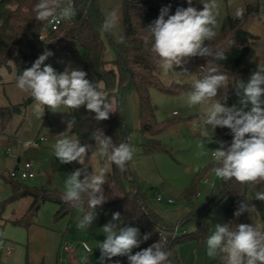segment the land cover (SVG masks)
<instances>
[{
    "label": "trees",
    "instance_id": "1",
    "mask_svg": "<svg viewBox=\"0 0 264 264\" xmlns=\"http://www.w3.org/2000/svg\"><path fill=\"white\" fill-rule=\"evenodd\" d=\"M158 1L154 3L153 0H122L124 41L116 43L108 32L102 30L101 26L105 17L96 0H72L76 12L73 23L64 21L56 31H50L49 20L35 19L34 6L38 0H0V83L3 78L2 69L11 72L14 67L16 77L23 70L31 67L45 49L54 53L45 63L50 64L57 72L64 71L68 56L78 57L83 49L85 58L82 70L87 73V79L100 85L106 99L113 104L115 113L110 114L109 119L99 122L94 119L95 113L88 112L84 107L78 110L69 109L67 119L74 116L76 120L71 134L79 139L81 144L92 145L90 153L98 150L95 141L91 139L93 132L98 129L110 137L114 145L128 143L124 118L120 114L119 94L120 90L123 95L125 91L134 88L141 108L140 132L149 134L143 137L140 146L147 153L166 151L167 149L153 138L154 133L163 131L168 125L156 120L150 90L158 87L165 92L182 93L190 87L177 84L172 89H165L161 86V63L151 51L150 44L145 43L144 37L147 35L146 27L158 18L162 8L170 7L169 15H173L178 7L186 8L189 5L187 0ZM192 6L198 10L203 8V4L196 5L193 2ZM260 13L259 1L247 3L243 18L237 19L228 13L216 37L206 41L215 51L225 53V60L195 57L187 59L181 66H174V68L192 70L201 78L208 74L210 68H216L218 72L228 76L229 84L242 78L249 80L251 74L261 66L257 61L247 63L253 51L251 42L259 38L248 29V24L253 17H259ZM44 32L48 34L47 40L41 42L38 37ZM105 35L116 51V57L111 61L105 57L107 49ZM31 45L35 47L30 51L24 50L26 46ZM15 77L13 83H15ZM230 92H233V89ZM32 102V97L28 96L20 103L0 106V136L7 133L13 118L23 114ZM23 124L24 121L21 120L17 131ZM218 133L222 135L226 145H230L232 141L230 129L218 127ZM66 166L72 171L81 167L77 162L66 164ZM213 167L212 163L208 169ZM208 169L196 174L192 186L185 193L187 199L194 197L196 184ZM1 176L12 188V194L5 201L6 203L15 202L27 196L33 197L26 212L21 217L11 220L14 225L29 226L34 222L42 204L48 200L58 204V218L70 214L75 208L64 202L63 192L29 186L19 179ZM126 181L132 184L131 189L126 188ZM250 189H253L255 194L264 192V182L242 185L235 180L229 182L220 180L212 188L206 201L185 214L177 224L170 225L148 204L149 197L136 185L130 165H127L126 170L121 171L112 164V171L106 175L104 185V196L107 201L98 207L119 212L124 225L139 228L142 236L150 233V239L144 242L147 247L158 240L166 241L164 251L168 254V259L164 264H182L178 247L188 241H197L198 248L202 249L210 235V229L205 226L204 219L226 198L234 196L228 221L231 222L238 202L246 200ZM84 200L85 203L81 207L86 214L92 209L87 204V197H84ZM260 202L263 206L261 220L262 230H264V201ZM240 223L251 224L248 212L242 214ZM177 225L186 232L174 237L172 232ZM139 250L141 249H136V251ZM119 264L127 263L119 262ZM219 264H224L221 257Z\"/></svg>",
    "mask_w": 264,
    "mask_h": 264
},
{
    "label": "clouds",
    "instance_id": "2",
    "mask_svg": "<svg viewBox=\"0 0 264 264\" xmlns=\"http://www.w3.org/2000/svg\"><path fill=\"white\" fill-rule=\"evenodd\" d=\"M187 3L188 7H178L173 15H169V7L162 8L158 18L146 27L145 43L150 44L165 72L181 66L189 58L226 59L225 53L215 51L206 43L217 35L220 15L217 0H206L202 10L193 7L192 0ZM34 11L36 20L55 23L70 21L76 15L72 0L66 3L65 0H38ZM243 15L244 8L236 7L235 18H243ZM119 22V8H113L105 17L102 30L110 33ZM40 39L43 41V37ZM123 40L124 37L120 36L119 42ZM53 55L52 51L45 49L31 67L15 77L16 86L32 97L34 112L39 115L46 108L56 113L62 106L73 110L84 107L95 113L96 121L109 119L110 114L115 113L113 104L106 99L100 85L87 79V73L79 68L67 66L63 72H57L45 63ZM183 73L187 74V71ZM228 86V76L210 68L207 75L192 80L191 90L185 94L186 104L193 107L211 101V106L202 114L204 126L206 129L211 126L213 132L217 127L231 131L230 145L220 141L219 147L211 150L215 177L224 182L235 180L242 185L264 182V67H257L246 84L240 82L235 86L238 106H227ZM220 89H224L225 94L217 99ZM64 122L67 127L53 145L54 156L61 164L77 162L81 167L67 176L62 198L65 203L80 207L87 197L92 211L84 214L77 224L78 228L87 229L96 218L95 209L107 201L104 196L105 173L112 164L121 171L126 170L133 161L135 149L126 142L114 145L113 140L98 129L91 139L105 158V165L99 172H89L86 157L93 146L81 144L71 134L76 123L74 116ZM197 127L193 124L194 130ZM254 199L264 201V192H257ZM254 208L248 200L239 201L234 217L250 213ZM120 220V213L115 212L112 220L102 228L106 238L97 242L100 264L114 257H127L128 264H164L168 259L164 251L166 241L158 240L133 254V249H139L151 234L141 236L137 227H121ZM206 254L209 258L221 257L224 264H264V230L254 224L233 226L232 222L218 223L206 239Z\"/></svg>",
    "mask_w": 264,
    "mask_h": 264
},
{
    "label": "rangeland",
    "instance_id": "3",
    "mask_svg": "<svg viewBox=\"0 0 264 264\" xmlns=\"http://www.w3.org/2000/svg\"><path fill=\"white\" fill-rule=\"evenodd\" d=\"M235 1L217 0V3L220 5V15L217 18L216 33L220 31L226 15L228 13L231 14L235 10ZM243 1L244 4L255 1H259L260 4V16L253 17L248 27L253 21L258 22L262 38L257 35L260 38L254 39L253 51L248 57L247 62L251 61L253 63L257 61L264 66V0ZM192 2L200 5L206 2V0H192ZM169 10H171L170 7ZM34 47L35 45L26 46L24 50L30 51ZM112 49L107 44L105 56L107 60L116 57V53ZM254 52L255 55L252 56ZM84 58L85 51L82 49L78 57H67L68 66L78 68L83 64ZM184 71H187V74L183 73ZM1 72L3 78L0 83V106L24 101L30 94L20 90L16 86V83L9 82L15 76V68L13 67L11 72L6 71V69H2ZM160 78L161 86L165 89H172L177 84L188 85L190 87L182 93L165 92L158 87H153L150 90L156 120L168 126L175 123V125L167 126L163 131L153 134V138L158 140L167 149L166 151L145 152L143 147L140 146V143L143 141L142 133L140 130H131L136 122L134 117L136 115L139 117L140 114V104L137 102L139 100L134 88L123 93L122 109L125 110V114L127 115L128 143L134 146L135 149L133 161L129 162V165L135 170L136 185L146 193L150 203L158 205L159 208L167 213L169 220L173 222L176 220L178 209L183 208L184 205L198 207V205H201L208 198L212 185L210 182L207 184L204 178L200 179L196 184L198 196L194 195L192 199H187L185 193L192 186L196 174L208 169L213 163L211 150L218 148L219 142H224V139L218 133V127L213 132L211 126H208V130L202 122V114L211 106V101L206 105L193 107H189L186 104L185 94L191 90L192 80L201 78L196 72L189 69L176 68L165 72L161 66ZM248 81V79L242 78L229 84L226 93L228 97L227 106H238L239 97L235 94V86L240 82L246 84ZM231 89H233V92H230ZM224 94L225 90L220 89L216 98L221 99ZM174 111L177 113L174 114ZM135 112L136 115L134 114ZM128 113L132 114L129 115ZM40 117H43L42 124L49 120L47 114L46 116L41 114ZM18 121V117H14L10 123V129L14 130ZM36 122V119L35 121L33 120L29 124V127L32 128ZM193 124L198 125L195 130L193 129ZM47 127V125L39 127L48 137L45 144L39 147V149L25 146V151H21L22 161L32 160L34 162L37 176L27 180H19L29 186L63 192L65 180L73 171L66 164H61L58 158L54 156L53 145L56 141L53 142L51 140L52 136L46 131ZM210 137L211 141L209 142L208 139ZM10 147L16 152V145ZM6 148L8 147L0 145V264H100L101 254L99 248H97V242L103 241L106 238L102 228L112 220V214L115 212L112 209L103 210L97 207L95 209L96 218L92 225L87 229H81L77 227L79 220L84 215L81 206L75 207L70 214L58 218V204L48 200L42 204L37 216L33 220L34 222L29 226L14 225L11 220L22 216L26 212L33 197L27 196L15 202H5L12 194V188L1 175L8 177V170L15 164V158L9 154H5ZM86 163L89 172H99L105 165V158L99 154L98 149L91 153L88 152ZM111 171L112 165L105 173V178ZM211 180L217 181L213 175L211 176ZM125 186L127 189L132 188V184L128 181L125 182ZM159 192H164L165 194V200L160 203L155 200ZM170 198L173 200L171 204L167 202ZM247 198L250 205L255 207L249 213V220L251 224L260 227L263 213L262 203L250 195ZM118 223L121 227H125L122 219ZM64 244H71L75 249L73 263H67L59 257L61 247ZM146 246V244L142 243L140 249L146 248ZM135 252L136 249H133V254ZM63 257L67 258L68 255H63ZM117 261L128 264L127 257H114L111 261H106L105 264H116Z\"/></svg>",
    "mask_w": 264,
    "mask_h": 264
},
{
    "label": "crops",
    "instance_id": "4",
    "mask_svg": "<svg viewBox=\"0 0 264 264\" xmlns=\"http://www.w3.org/2000/svg\"><path fill=\"white\" fill-rule=\"evenodd\" d=\"M96 3L100 7V9L102 10L104 17H106L107 14L109 13V11L112 10L113 8H119V11H120L119 26L116 29H114L112 32H110V33L108 32V33L112 36V38L114 39V41L116 43H122V42H119V37L120 36L124 37L122 0H96ZM235 5H236V7H243L244 8L246 3L244 4L243 0H236ZM234 11L231 12L232 16H234ZM259 28H260L259 23L256 21H253L252 24L248 27V29L253 34L261 36V30ZM261 38H262V36H261ZM104 40L106 42V45L108 44L112 48V46L109 43L108 37L106 35L104 37ZM253 41L251 42V45L253 44ZM253 46H254V44L252 45V47ZM112 50H113V52L116 53V51H114L115 49H112ZM254 55H255V52L253 53L252 56H254ZM114 58L109 59L108 61H111ZM247 63L251 64L252 62L250 61ZM67 66H68V62H67L66 67ZM259 66L264 67L262 64H259ZM82 67H83V64H81L78 68L82 70ZM75 68H77V67H75ZM14 77L15 76H13L12 80L9 81L10 83H13ZM136 94H137V92H136ZM137 98H138V94H137ZM138 100H139V98H138ZM137 102H139L138 104H140V101H137ZM32 105H33V102L28 105L27 109L24 111L23 114L15 116V117H18L19 121L17 122L16 128H14V130L10 129V127H9L7 133L3 136H0V145L2 144V145H5L7 147L16 145V148H17L16 151H19V156H20L19 160L20 161H22L21 160V151H25V146H30L27 144L28 141H30L34 138H37L39 136L45 137V140L43 142H41L38 147H34L35 149H39V147H41L43 144H45L47 142L48 137L46 136L45 132H42L43 131L42 129H39V127H44L45 125L48 126L46 128V131L51 134V136H52L51 140L53 142H55L57 139H59L60 138L59 134H61L62 132H64L66 130V123L64 121H66L67 117H68V113H69L68 108H65L62 106L60 109H58L59 112H56V113H53L52 111H50L46 108L45 112L41 113V114L43 116L44 115L46 116V114H47L49 120H48V122L45 121V123L42 124L41 122L43 121L42 120L43 117H40L41 114L38 115L34 112ZM135 105H137V104H135ZM122 110L124 113V123H125V127H126V132L128 133V130H127L128 125H126L127 115L125 114V110L124 109H122ZM137 112H138V110H137ZM139 112H140L139 117H138V115H136V112L134 113L136 115V117H134L136 122H135V125L131 128L132 131L134 129H135V131L140 130L141 108H140ZM175 112L176 111H174V114L177 113V112L176 113ZM128 114L131 115L132 113H128ZM37 118H38V120H37ZM35 119L37 122L34 123V126L32 128H30L29 124H31L33 120L35 121ZM21 120L24 121V124L19 129V131H17V127H18L19 123L21 122ZM173 125H175V123L171 124L170 126H173ZM170 126H168V127H170ZM148 135L149 134H141L142 137H145ZM23 145H24V147H23ZM4 152L7 155L9 154L7 152V148ZM0 155H1V151H0ZM9 155H11V154H9ZM11 156H13V155H11ZM16 160L17 159H15V162H16ZM130 169H132L131 171L133 172V174L135 176V173H134L135 170L132 167H130ZM212 175L214 178L217 179V181L214 182V180H211ZM203 178H204V180L207 178V180H208L207 184L210 182L212 185V188L221 180V179H218L217 177H215V175L212 172V168H209L203 174L202 179ZM165 191H167V189H165ZM11 192H12V190H11ZM247 194L252 196V197H255V193H254L253 189H250ZM158 195H162L163 198L161 200H159ZM247 196H246V200H248ZM155 200H157L156 202H158V203L163 202L165 200L164 192H162V193L159 192L156 195ZM167 202L170 204L172 203V202H169V199L167 200ZM233 202H234V196H229L219 205V207L216 210H214L209 216H207L204 219V224H205V226H207L210 229V234L214 230V226L216 224L228 223ZM148 204L164 219V221L166 223H168L170 225L177 224L185 214L189 213L194 208H196V207H192L190 205H184L183 208L178 209V214L176 215V220H174L172 222L169 220L167 213L164 212L161 208H159L158 205H154V204L150 203L149 199H148ZM241 216L238 218H236V217L232 218L231 222L233 223V226H235V224H240ZM260 228L262 229V220H261ZM178 253H179V257H180L182 264H219V261H220L219 256H217L216 258H209L206 254V243L202 249H199L197 241H188V242L181 244L178 247ZM65 259H66L65 262L73 263L74 259H75L74 253L68 255V257Z\"/></svg>",
    "mask_w": 264,
    "mask_h": 264
},
{
    "label": "built area",
    "instance_id": "5",
    "mask_svg": "<svg viewBox=\"0 0 264 264\" xmlns=\"http://www.w3.org/2000/svg\"><path fill=\"white\" fill-rule=\"evenodd\" d=\"M153 2L158 3L159 1L153 0ZM63 22L55 23V22H52L49 20L48 24H49L50 31L59 30V28ZM69 22L73 23V19L70 20ZM40 36L43 37V41L40 39ZM40 36L38 37L39 41L44 42L47 40L48 34H47V32H44ZM44 140H45L44 136H39L37 138H34V139L28 141L27 144L32 146V147H38L40 145V143L43 142ZM7 152L9 154L13 155L15 157V159H17L15 162V165L11 169L8 170V177L13 178V179L27 180V179L35 178L37 176V171H36L34 162L32 160L20 161L19 160L20 159L19 151L14 152L11 147L7 148ZM205 181H208L207 178L205 179ZM198 195H199V193L196 192L195 196H198ZM162 198H163L162 195H158L159 200H161ZM169 202H173V200L169 199ZM185 232H186V230H181L179 225H177L174 228L172 235L175 237L176 235H179V234L185 233ZM74 252H75V249L71 244H64L61 247L59 257L63 261H65L66 259L63 257V255H66V254L70 255V254H73Z\"/></svg>",
    "mask_w": 264,
    "mask_h": 264
},
{
    "label": "water",
    "instance_id": "6",
    "mask_svg": "<svg viewBox=\"0 0 264 264\" xmlns=\"http://www.w3.org/2000/svg\"><path fill=\"white\" fill-rule=\"evenodd\" d=\"M119 106H120V114H121V117L124 118V113H123V110H122V90H120V94H119Z\"/></svg>",
    "mask_w": 264,
    "mask_h": 264
}]
</instances>
